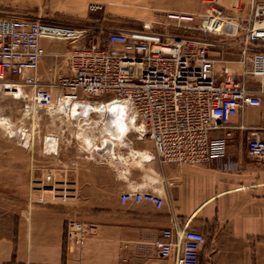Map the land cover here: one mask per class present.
I'll use <instances>...</instances> for the list:
<instances>
[{
	"label": "crops",
	"instance_id": "crops-1",
	"mask_svg": "<svg viewBox=\"0 0 264 264\" xmlns=\"http://www.w3.org/2000/svg\"><path fill=\"white\" fill-rule=\"evenodd\" d=\"M114 1H125L129 13L121 16L148 14L144 9L196 8V0L0 3L38 17L84 18L91 2L103 3V15L111 17ZM40 42L43 45L42 38ZM79 106L87 107L82 102ZM247 107L228 123L235 129L225 156L205 163H158L150 140L127 134L111 139V145L103 137L99 146L85 153L65 152L60 146L53 153L58 163L43 168L39 199L28 200L20 211L0 215V264H173L159 256L157 244L153 247L165 228L179 232L192 228L205 235L199 264H264V160L249 156L238 139L246 131L264 128V99L253 116ZM48 139V143H65L62 137ZM84 141L93 144L89 138ZM133 189L155 191L163 204L159 208L147 202L122 204L120 194ZM73 208L97 210L78 217ZM72 220L82 225L79 235L69 228Z\"/></svg>",
	"mask_w": 264,
	"mask_h": 264
},
{
	"label": "built area",
	"instance_id": "built-area-1",
	"mask_svg": "<svg viewBox=\"0 0 264 264\" xmlns=\"http://www.w3.org/2000/svg\"><path fill=\"white\" fill-rule=\"evenodd\" d=\"M251 4L243 52L254 47L250 73L264 76V0H251ZM213 11L218 17L222 9ZM167 17L194 20L192 14L168 13ZM75 32L67 24L38 16H0V82L20 77L32 87L30 100L40 108L53 104V89L56 105L64 111L92 96L118 100L130 108L129 130L151 141L158 163L199 164L225 156L235 129L228 124L231 117L245 106L261 104V96L241 85L234 73L216 75L211 54L216 42L163 33L152 22L97 34L71 53L66 70L51 87L40 86L41 38L72 37ZM245 152L264 160V128L249 131ZM119 201L147 202L159 208L163 197L152 190L133 189L122 192ZM68 225L78 235L82 232L81 223ZM204 241L205 235L196 229L165 228L156 244L159 256L172 259L173 264H199Z\"/></svg>",
	"mask_w": 264,
	"mask_h": 264
},
{
	"label": "rangeland",
	"instance_id": "rangeland-1",
	"mask_svg": "<svg viewBox=\"0 0 264 264\" xmlns=\"http://www.w3.org/2000/svg\"><path fill=\"white\" fill-rule=\"evenodd\" d=\"M124 2H113L114 7L110 9L111 17L103 15L104 4L100 2L89 3V15L84 18L40 16L76 29L72 37L42 38L44 42L42 45L43 55L37 71L40 86L51 87V83L55 82L66 70L71 53L88 42L90 38L94 39L97 34L101 35V33L116 28H142L152 22L153 28L163 33L188 35L196 39L216 42V46L211 49V54L216 60V75L222 77L225 73H234L241 85L247 87L254 95H260L262 100L264 99V76L250 73L249 59L254 47H248L243 52L244 45L248 44L244 39L247 20L253 12L251 0H196V8L187 12L167 8L153 11L144 9L143 12L146 11L148 14L121 16L119 13H129L128 9L124 10L126 7ZM95 5L100 8L94 9ZM220 7L221 15L216 17L213 9ZM168 13L192 14L194 20L178 22V20L168 18ZM10 15L37 16L19 9L7 8L0 3V16ZM181 25H186L189 28H184ZM236 25H238L237 29ZM11 79L12 81L8 83L0 82V215L20 211L28 203V200L32 202L34 199H39V195L43 191H39L37 188L39 181L44 180L43 168H46L47 164L58 163L57 160L54 161L53 153L60 146L65 148V152L85 153L86 149L90 150L99 146L103 137L109 138L111 134L108 130L109 123L103 121V114L100 111L90 110L86 116H83L85 109L83 110L79 106L77 110L79 114H82L75 118L70 107L65 111L57 107L54 89L53 104L50 107H36L30 100L32 87L25 84L18 76ZM8 86L19 89V93L17 95L5 93ZM109 98L108 96H92L82 103L86 105L103 103V101H109ZM114 107L109 106V109ZM121 107L124 110L122 119H128L131 114L130 108L127 105H120ZM260 107L261 104L257 107L248 106L247 109L253 116ZM127 131H129L126 132L128 136H140L129 128ZM248 133L246 131L243 135L238 136L239 145L245 147ZM52 136L65 138V143L61 145L48 143V138ZM69 138H72L74 142L79 141V144L70 143ZM86 138L91 139L93 144L86 145L84 141ZM26 139L27 143L23 145V140ZM67 140L68 142H66ZM27 144H29V148H27ZM27 153H29V160ZM117 154L114 156L117 157ZM65 194H68L66 197L68 198L69 193ZM73 209L78 217L97 210ZM76 222L80 223V221ZM153 247L156 249L155 241H153Z\"/></svg>",
	"mask_w": 264,
	"mask_h": 264
},
{
	"label": "bare ground",
	"instance_id": "bare-ground-1",
	"mask_svg": "<svg viewBox=\"0 0 264 264\" xmlns=\"http://www.w3.org/2000/svg\"><path fill=\"white\" fill-rule=\"evenodd\" d=\"M6 89L7 90H5V93L7 94L17 95L19 93V89L17 90L14 87L8 86V88ZM106 103L107 102H104V103L98 102L97 104L87 105V107L85 108V112L83 113V116H86L88 111L90 110L100 111L103 114V118H104L103 121H105L106 123H109L108 130L110 131L111 134H110V137L107 139L110 141L109 145H111L112 144L111 139L119 138L126 134L129 123L127 122V119L125 120L122 119V114L124 113V110L122 107L120 108L119 106L117 107L115 106L114 108L109 109V106H107ZM72 104L73 105H72L71 112H72V115H74L76 118L82 113L79 114V112H76L77 103H72ZM101 105H103V108H101Z\"/></svg>",
	"mask_w": 264,
	"mask_h": 264
},
{
	"label": "water",
	"instance_id": "water-1",
	"mask_svg": "<svg viewBox=\"0 0 264 264\" xmlns=\"http://www.w3.org/2000/svg\"><path fill=\"white\" fill-rule=\"evenodd\" d=\"M107 106H119L120 107V103L118 100H111V101H108L106 103ZM101 108H103V105H101Z\"/></svg>",
	"mask_w": 264,
	"mask_h": 264
}]
</instances>
